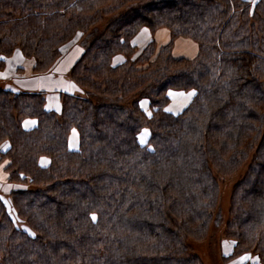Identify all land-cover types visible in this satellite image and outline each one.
<instances>
[{
  "label": "trees",
  "instance_id": "16d2710c",
  "mask_svg": "<svg viewBox=\"0 0 264 264\" xmlns=\"http://www.w3.org/2000/svg\"><path fill=\"white\" fill-rule=\"evenodd\" d=\"M77 37L63 78L85 95L54 111L0 88V264H202L188 238L220 220L215 176L235 173L227 257L264 264V0H0V69L19 50L48 72ZM168 90L194 94L173 112Z\"/></svg>",
  "mask_w": 264,
  "mask_h": 264
},
{
  "label": "rangeland",
  "instance_id": "374dc122",
  "mask_svg": "<svg viewBox=\"0 0 264 264\" xmlns=\"http://www.w3.org/2000/svg\"><path fill=\"white\" fill-rule=\"evenodd\" d=\"M99 24L101 25L102 23L100 22ZM151 38H152V33L149 31L147 27L143 26L134 35L132 40L137 47L136 49L140 50ZM167 39H168V33L165 39L161 41L158 40V41L160 43H164L165 41H167ZM80 41H82V39L77 37L76 40H74L71 44H69V46L62 47L60 57L54 62L53 66L48 70V72H43V73L33 72L32 70L33 60L24 58V56L20 52L24 60L23 61L24 67L21 69L15 70L14 76L18 78L27 77L28 79L29 78L39 79V81L40 80L41 81L50 80L49 82L50 83L52 82V85L50 86L58 85L56 80L60 78V83L63 81L64 79L63 77L67 76L73 59L80 53V50H81ZM176 41H179L181 45L177 47L176 42L174 43V46H173L174 54L183 55L184 53H187L190 56L194 54L195 46H196L194 42L189 41L186 38H180V39H177ZM190 46H192L191 51L188 50ZM17 51L19 50H16L15 52ZM4 67L2 68L3 70L0 69V73L4 72ZM6 67L7 69H9L8 66ZM30 85H31V88L36 86L35 82L31 83ZM76 93L85 95L84 93H81V91L79 92V90ZM169 93H170V96L172 97L171 98L172 101L168 104V107H167L169 111L176 112L180 110L181 107H183L189 101L190 91L172 90V91H169ZM140 104L141 106H144L145 108L147 107L145 100H141ZM145 130L147 129L143 128L138 134V139L140 140V142H141V137H143L144 142L147 138V134L146 135L144 134ZM76 145H77L76 132L73 130L69 137V146L71 148H74L76 147ZM42 159H43L42 161H46L45 158H42ZM238 176L239 174L237 173L232 174V175H224V176L216 174L215 177L217 180L218 196H217V208L215 209H216V212H219L221 214V218L217 223L214 222L215 218L213 221H211V223L212 222L215 223L214 227L210 226L208 232H206L204 236L198 237V238H193V237L188 238V241L190 243V246L193 252H195L199 256L202 264H239L244 259L246 260V259L252 258V257H248L247 255H244L239 258L240 260H237V261L229 259L227 256L231 251V242L228 240L225 234L224 235L222 234L223 221L228 215L230 194H231V191H232V188L235 182L238 179ZM7 183L8 182L6 181V173L3 171V164H0V191H2V188L6 191Z\"/></svg>",
  "mask_w": 264,
  "mask_h": 264
},
{
  "label": "crops",
  "instance_id": "0c3cea01",
  "mask_svg": "<svg viewBox=\"0 0 264 264\" xmlns=\"http://www.w3.org/2000/svg\"><path fill=\"white\" fill-rule=\"evenodd\" d=\"M159 31H163V29L159 30ZM159 31L156 32L157 39H158L157 33ZM164 33L166 34V36H165V38H166L167 37V31L164 30ZM159 41H161V40H159ZM183 55H188V54L184 53ZM77 56L73 59L71 65L73 64V62L75 61ZM23 61L24 60L20 54V51L14 52L6 60L4 72L0 73V77L2 78V79L0 78V88H10L13 90L19 89V90L38 91V92L42 91V92H44V97H45V108H47L49 110H54V111L60 110V91H66V92H71V91L77 92L78 91L77 87L71 81H68L67 79H63V81L60 83V78H59L56 80L58 85L50 86V85H52V82L51 83L49 82L50 80H48V81L43 80L44 81L43 82L41 80L39 81V79H30V78L28 79L27 77L26 78H22V77L18 78L16 76H14L15 70L21 69L24 67ZM6 66H8L9 69H7ZM34 82H35L36 86L31 88L30 84L34 83ZM169 91H172V90H168V95L170 97V101H172L171 100L172 97L170 96ZM142 100H145L146 104H147L146 99H142ZM142 107L145 108L144 106H142ZM34 125H35V120L32 118H26L22 121V126L26 129L31 128ZM75 144H76V142H75Z\"/></svg>",
  "mask_w": 264,
  "mask_h": 264
},
{
  "label": "bare ground",
  "instance_id": "6f19581e",
  "mask_svg": "<svg viewBox=\"0 0 264 264\" xmlns=\"http://www.w3.org/2000/svg\"><path fill=\"white\" fill-rule=\"evenodd\" d=\"M157 35H158V40H163V39H165V36H166V34L164 33V30L163 31H159L158 33H157ZM176 46L178 47V46H180L181 44H180V42L179 41H176ZM192 49V46H190L189 47V51Z\"/></svg>",
  "mask_w": 264,
  "mask_h": 264
},
{
  "label": "snow or ice",
  "instance_id": "6c2138e0",
  "mask_svg": "<svg viewBox=\"0 0 264 264\" xmlns=\"http://www.w3.org/2000/svg\"><path fill=\"white\" fill-rule=\"evenodd\" d=\"M194 93H190L189 95H193ZM34 123V122H33ZM145 135L147 134V130H145V133H144ZM144 141H143V137H141V143H143ZM93 219H95V217H93Z\"/></svg>",
  "mask_w": 264,
  "mask_h": 264
}]
</instances>
